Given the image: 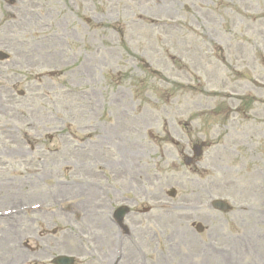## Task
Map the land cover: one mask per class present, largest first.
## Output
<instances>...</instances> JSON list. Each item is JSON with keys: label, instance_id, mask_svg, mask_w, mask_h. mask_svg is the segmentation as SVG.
Listing matches in <instances>:
<instances>
[{"label": "rangeland", "instance_id": "obj_1", "mask_svg": "<svg viewBox=\"0 0 264 264\" xmlns=\"http://www.w3.org/2000/svg\"><path fill=\"white\" fill-rule=\"evenodd\" d=\"M0 52V264H264V0H0Z\"/></svg>", "mask_w": 264, "mask_h": 264}, {"label": "water", "instance_id": "obj_2", "mask_svg": "<svg viewBox=\"0 0 264 264\" xmlns=\"http://www.w3.org/2000/svg\"><path fill=\"white\" fill-rule=\"evenodd\" d=\"M6 58H7V56H5L4 54H0V60H4ZM201 147L202 146H196L194 149L195 154L197 156H200V154H201V151H200ZM190 161H191L190 159H187L186 163L189 164ZM171 195L175 196V192L171 193ZM213 206L215 209L220 210V211H224V212H227L231 209L230 206L223 201H215ZM125 212H126V210L117 211L116 218L119 222H121V220L123 219ZM197 230L200 233L204 231V229L201 225H198ZM55 263L56 264H73V259L66 258V257H60L55 261Z\"/></svg>", "mask_w": 264, "mask_h": 264}]
</instances>
